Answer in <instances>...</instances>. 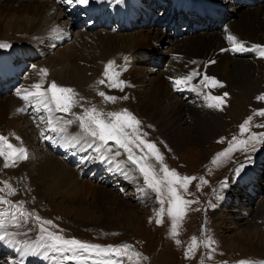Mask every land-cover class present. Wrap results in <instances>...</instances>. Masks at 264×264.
<instances>
[{
    "label": "bare ground",
    "instance_id": "bare-ground-1",
    "mask_svg": "<svg viewBox=\"0 0 264 264\" xmlns=\"http://www.w3.org/2000/svg\"><path fill=\"white\" fill-rule=\"evenodd\" d=\"M94 1L95 2L85 6L84 9L90 12L92 11V13H96V15H99V11L106 12L107 14H111L118 22L123 21L124 27L120 30L122 32L99 30V33L96 35L97 37L94 38L92 30L74 27V25L68 21L66 12L58 3L38 2L37 0H0V43L2 41L3 43L4 41L10 42L22 36V45L32 46L40 45L45 40L50 39L52 48L57 51H65V57L62 58L61 61H51V65L53 64V66H49L50 68L47 67L48 70L51 71L53 69L52 67L60 66L61 64L63 66L69 64L67 66L70 68L64 71L62 69L65 68H62L60 69L62 72L56 74L54 72L51 76H55L57 81L62 79L61 84L69 86L68 88H71L70 84H73L80 93V96L88 94L96 99L99 97V92L103 90H112V88L107 86V82L111 78V73L108 77H105V65L109 62H114L115 67L117 64H120L125 70L122 72L117 71L116 78L124 81L125 86L123 91L114 88V90H112L113 93L108 94L114 97H116L114 93L121 94L123 97L126 96L127 99L119 98L120 102L118 101L117 103H122L126 108H129L131 114L137 119L142 118L143 121L141 122L145 125L152 129L155 127V134L167 140V149L161 147L162 154H164L163 157L166 156V158L177 155L181 148L185 151L187 149L190 150V153L192 152V147H198L205 151V144L213 140V137L218 135L219 132L226 129L228 123L226 124L224 115H228L232 120H236L241 117L243 113L247 115L249 110L254 108L255 103H258V105L260 104L258 97L264 95V59L260 56V50L264 48V3H258L256 0H253V5L245 6L243 4H237V2H232L231 0H217L225 5H232L227 10H224L219 9L217 6L218 4L213 2V0H199L198 4H195L192 0H185L184 2L180 0H167L166 11L156 16V20L152 23H148V21L155 18L154 13L156 12L151 11L150 8L140 11L142 20L148 23L147 25L149 28H139V33H137V29H131L132 32H130L127 28L132 27V20L135 18L137 11L139 9H146L148 5L138 8L142 6L140 0H122L120 4H116L114 0H103V2H101V0ZM159 1L164 0H153L150 5L154 6V4ZM201 3L214 13L212 14L213 19H218L220 22L219 29L225 31H219V29L214 28L211 23H203V29L198 31L195 30L191 34H186L180 39H171L170 32L167 31V26L165 27V25L161 23L162 18L168 20V22L173 21L178 23L180 20V7L186 8L187 10L189 8L198 10ZM194 20L195 18L193 17L192 21ZM157 26L161 31L155 29ZM224 32H229L231 35L236 36L238 42L244 44L242 50L255 51L254 56L240 59L230 56L234 55L232 50L233 44L225 40ZM101 33L104 35L101 36ZM153 39H156V43H154ZM165 39L170 43V47L168 48V52H171L168 53L169 60H172V64L170 65L171 69H169L170 72L168 73V70L167 72L164 71V73L161 74L162 77L160 75H155L156 77L149 82L150 84L148 83V86L144 88L145 90L139 93L135 87L138 83H141L140 74L133 70L126 71L129 67L128 61L131 57L138 56L136 52H139V54L144 53L151 50L150 46L156 48L157 46H155V44ZM256 46H260V48ZM105 47L109 48V50H104ZM33 49L37 52L38 50L42 51V56L39 55V57L33 53V59L39 58L38 60H42L46 57L48 51L47 47L34 46ZM162 52L163 51H161V53ZM83 57H86L85 61ZM145 57L147 61H152L149 55H145ZM79 59L83 61L79 63ZM159 59L160 57H158L156 61ZM209 61L212 63H209ZM32 64L35 67L37 66L36 62ZM35 67L30 72L33 75L31 80L36 83L40 79V76H38L39 73ZM184 68L185 71H183ZM193 69H199L202 73H206L209 77H214L223 85L222 87H217L210 91L213 95L224 97L221 108H212V110L196 108L190 105L192 102H187L184 100L185 97L182 98L183 96L177 95V93L172 90V86L168 83V79L175 77L179 71H183L186 75ZM102 71L103 74H101ZM151 71L150 73L152 74L156 72L154 70ZM91 73L95 76L94 79H89ZM142 77L146 76L142 75ZM200 79H202V77H198L193 83L195 84L196 81L199 82ZM101 80H104L105 83L101 86L103 89L101 88L100 90L97 88L96 83ZM143 80L147 82L146 79ZM225 93H227L226 96H224ZM199 94L200 92H196L195 96ZM129 97L132 98L131 101H128ZM5 100V103L9 101L8 99ZM14 102L15 101H11L10 106L0 102V135L7 137L9 142L15 147L24 148L27 158L18 160L14 164L12 160L9 159L10 166L5 168V161L3 157H0L1 175L12 177L14 175H22V172H27L28 170V172L35 171L37 184L39 186V190H36L37 193L38 191L44 193L46 196L44 200L51 206H60L61 212L58 208L56 209L60 212V216L65 217L66 220L71 217L72 220L78 223L88 218L89 212H87V209L81 207V204L75 201V198H78L87 191L92 195L102 194V197L108 199V201H110L111 198L114 200L113 202H117V205L124 204V201H126L130 195H126L125 197H119V195L113 196L105 190V185L102 182H100V184L98 183V186H100L98 188H86L88 182L79 179L75 171L76 169L74 170L73 167H70L71 165L69 163H72L76 154L73 152L72 146L67 143V140L63 136H66L68 131L73 135H80L83 137V134L76 129L77 120L71 119L73 122L67 128L66 132H51L47 130L49 127L47 123L48 117L43 118V123H41L40 120L35 122V118L39 113L34 107L25 115L24 110H26L29 103L25 101H23V104ZM105 105L107 106V104ZM10 107H12V109H9ZM206 116L212 117L214 119V124L206 123L207 125H201V123H199L200 118ZM13 119L16 121L23 120L27 128L25 129L23 125V127H17V129L14 130L16 127L14 126L15 121H13ZM27 130L35 136L33 139H30ZM42 130L51 136L44 134ZM251 134L252 131L250 128L246 133L245 141H250ZM17 137H19V139H17ZM45 137H51V139H46ZM37 139H39V141ZM44 141L49 142L55 150L64 151L66 149L67 154L64 153L62 155H68L70 162L63 161L60 156L49 153L45 147H42ZM252 142L253 141H250L245 144L247 148L246 154L250 153L251 155L255 151L260 140H256L255 147L248 148ZM35 144L41 147L42 152H37L33 148ZM92 150L94 149L92 148ZM27 152H30V154L28 155ZM97 161V163L101 165L104 163L98 159ZM215 161L220 168L223 165L224 159L218 158ZM126 163V170L129 171L131 176L136 177V180L132 181L126 179L121 171L115 169V171L119 172V176H117L118 181L121 183H125L126 181L133 189H136V192H138L136 196L138 199L136 200V205L142 206L144 199L143 197L141 198L142 192L139 191L140 187L139 183H137V176L132 175L135 171L129 162L126 161ZM162 164L164 165V161H162ZM33 165L35 167H32ZM258 168L259 167H255L254 170H251L252 175H247L248 180L261 178L257 176ZM169 169H171V167H169ZM114 174L117 175V173ZM185 176L189 177V175ZM0 177L2 178V176ZM241 184L243 185L240 181L239 190L242 188ZM251 185L256 187L254 183L249 185L252 188ZM191 186L192 183L189 182L186 190L191 189ZM228 186L225 187V192L228 190ZM260 186L263 187L258 188H263L264 191V183ZM231 187L233 186H230V189ZM177 190L178 192L184 190V194L186 191L179 185H177ZM255 197L257 201L255 208L246 210L243 214L240 212L242 216L239 218L241 221L239 222L243 226L242 233H246V240L242 241V243L251 248V251H249L251 255H264V235H261V228L263 227L264 229V194L260 200L258 196ZM131 198L132 201L135 200V196L130 197V199ZM246 217H250L248 220L249 222H243ZM20 223L22 224L21 227H8L7 230L15 235L11 241L8 239L0 241V250H9L10 252L14 249V251L18 252L22 244L28 241V239H31V232L35 229L30 225L32 223L29 221L25 223L23 219H20ZM214 228L218 232L219 238H224L230 248L235 249V245L224 237V230L221 229V225L216 223ZM36 244L40 246L39 243ZM2 260L6 261V258ZM0 264H18V262L15 258H7L6 263L0 262ZM19 264L29 263L24 260Z\"/></svg>",
    "mask_w": 264,
    "mask_h": 264
},
{
    "label": "rangeland",
    "instance_id": "rangeland-1",
    "mask_svg": "<svg viewBox=\"0 0 264 264\" xmlns=\"http://www.w3.org/2000/svg\"><path fill=\"white\" fill-rule=\"evenodd\" d=\"M213 2L217 3L218 6L224 10H227L226 7L229 8L230 6H232L231 4H227L226 6L225 4L217 0H213ZM138 29L137 33H139ZM155 29L160 30L158 26ZM99 30H92L94 38L97 37L96 35L97 33H99ZM117 32L122 31L119 30ZM102 35L104 34L101 33V36ZM155 40L154 43H156ZM4 43L2 41L0 44L7 45V47H13L15 45H18V47L28 46L22 45V36L18 37L16 40H11L10 42L4 41ZM51 43V40L47 39L40 45L28 46L31 48H33L34 46H45L48 50L46 57H42V60H38L39 58L32 59L37 64L35 68L46 70V75L42 77L40 74L41 79H43V82H45V88H47L52 82H55L57 86L59 85V87L68 88L69 86L61 84L62 79H60V81H57L55 76L51 75L54 72L56 74L62 72V70L64 71L70 69L69 66H67L69 64L64 66L61 64L60 66L52 67L53 69L51 71L48 70V68L53 66V64L51 65V61H61V59L65 57V51H57L56 49H53ZM155 46L157 47L154 48L150 46L151 50H148L141 54H139V52H136L138 56L135 58H142L143 55H149L151 60H156L158 59V57H160L158 61H156L155 63L154 61H152L151 63H149L150 61H146L144 64L132 65L131 68L128 67V69L126 70H133L136 73L140 74L141 83H138L135 87V89L139 93L140 91L145 90L144 88L148 86V83L153 78L158 75L162 77L161 74H163L164 71L167 72L168 70V73L170 72L169 69H171L170 65L172 64V60H169L168 55V53H171L168 52L170 43H168V41L165 39L155 44ZM104 50L108 51L109 48L105 47ZM161 51L163 52L161 53ZM0 52H4V50H1ZM41 52V50H38L39 54L37 55L42 56ZM86 57H83L84 61ZM3 58L4 54L0 53V71L6 70L7 62ZM82 59H79L78 62L81 63L83 61ZM116 68L117 71L119 70V72L125 70L122 66H120V64H117ZM60 69L62 70L60 71ZM151 70L156 71L155 74L150 73L152 72ZM183 71H185V68ZM183 71H179L181 72V76H179V78L185 76ZM30 73L31 72H29L27 77L25 76L22 80V83H24V85L31 86L33 83H35L31 80L33 75L32 73ZM101 74H103V71ZM142 75H145L146 77H142ZM89 77V79L95 78L92 73L91 75H89ZM143 79H146L147 82ZM39 81L40 79L38 80V82ZM70 85L75 94L74 99L77 97L75 100L79 102L78 106L72 108V113H75L76 115H82L85 109L91 108H95L98 112L103 113L104 116L102 118L105 119H107V113L110 112H123L124 110L130 112V109L126 108L125 105H122V103H117L118 101L120 102L119 98L123 97L121 94L114 93L117 98L115 103V101H107L105 97H102L100 95L98 99L88 94L80 96V93L76 90V87L73 86V84ZM102 85L103 84L99 82L96 83L97 88L100 90L102 88ZM112 90H114V88H112ZM112 90H103L101 92H104L107 96L109 95L108 93H113ZM5 99H8L9 101L5 103ZM129 100L131 101L132 98L129 97L128 101ZM11 101H15L14 103L18 102L19 104H23V100L20 97H13L10 94H4L0 96V102L5 103V105L7 106L11 105ZM258 101L260 102L259 105L258 103H255L254 108L252 110L250 109L247 115L243 113L242 116L237 118L236 120H232L228 115H224L226 124L228 123L226 129L219 132L218 135L213 137V140L205 144V151L199 149L198 147H192V152L190 153V150L187 149L185 151L181 148V150L178 151L177 155L169 158H166V156H164V165H166L168 168L171 167L170 170L176 171L177 174L181 177L189 175V177L194 178L190 181L192 183L191 189L186 190L185 194L184 190L178 192L182 199L191 201L192 203L182 206L183 215L176 220L175 235H173L172 232V217L168 215L167 211L169 207L167 196L164 197L165 203L161 205L156 197V194L150 189H145V191L142 193L141 198L143 197L144 199L143 205L138 206L136 205V200H138L136 196L138 195V192H136V189H133L129 184H127L126 181L125 183H121L120 181L114 180L117 181V185L119 182V186L124 192L120 193L119 191L114 190L113 186H109L106 184V182H104L106 180H110V178H105L106 180L101 179L100 181H91L86 177H80L78 175H81L84 169L78 168L79 166H70L73 167L74 170L76 169L75 171L79 179L88 182V185L86 184V188H98L100 187L98 186V183L100 184V182H102L105 185V190L111 193L113 196L119 195V197H125L126 195H130L128 196L127 200L124 201L123 205H117V202H113L114 200L111 198L110 201H108V199H104L102 197V194L95 195L93 193L94 195H92L86 190L87 192L81 194L78 198H75V201L81 204V207L87 209V212H89V217L82 220L81 223H78L72 220L71 217H69L70 219L66 220L65 217L60 216L61 207L51 206L44 200L46 198L44 193H42L41 191H38L37 193L36 190H39V186L37 184L38 182L36 180L37 177L35 176V171L28 172V170L27 172H22V175H14L12 177H8L7 175L4 176L0 173V176H2V178L0 177V196L4 197V199L8 201L19 204L20 207L12 209V211L17 212L18 215L19 213L23 212L27 221L31 222L32 224L30 225L35 228L33 232H31V239L25 241L18 252L14 251V249L11 250L10 256H8L7 258L17 259L18 264L24 260L29 264H60L54 261L52 258L48 257L44 248L41 247L42 242L39 240L37 241V239L34 238L35 234L37 233L39 237L42 235L39 231V223L43 220H51L52 224L45 225V227L49 232L61 235L65 239L75 238L88 244L100 245L105 249H108L109 246H112V250L106 251L104 253L77 252L75 253V255L79 258L74 259V261L69 264H108V262H111V264H240L241 261H249L250 264H257L256 261L258 259H264V255H251L249 252L251 251V248H249L248 245H244L242 243V241L246 240V233H242L243 226L240 223L241 221L239 218H241L242 214L246 210H252L255 208L257 203V201L255 200V196H258L259 200L261 197H263V188L258 187H263L260 185H263L264 183V143L259 142L256 146V140H254L248 148L256 146V149L250 155V153L246 154V145L239 142L245 141L246 133L250 128L252 133L264 132V127H257V125H264V116H260L258 114L259 110H264V100ZM105 104H107V106ZM9 109H12V107H10ZM38 113L44 118L43 112L38 111ZM58 114L60 113H55L54 116ZM67 115L68 118L66 119V121L71 119L76 120L75 116H73L72 114ZM141 119H137L140 121L139 129L141 133H146L147 135L144 138L149 142L151 141L152 143H155L160 153L162 154L161 147L167 149V140H164L157 136L155 134L156 128L154 127L152 129L151 127L145 125L143 122H141L143 121V119ZM213 120L214 119L212 117L206 116L204 118H200L199 123H201V125L203 126L207 125L206 123L214 124ZM246 120L248 121L247 131L241 133L240 126L243 125ZM13 121H15L14 126L16 127L14 128V130H16L17 127H23V125L25 129L27 128V125L23 123V120L16 121L13 119ZM76 122V129L77 131L81 132V130L79 129V121L77 120ZM28 131L29 130H27L28 136L30 137V139H33L35 136L30 131ZM63 137L66 139L65 135ZM233 138H235L236 143L232 145V151L227 152L226 155H219L222 152H226L229 144L233 141ZM37 140L39 141V139ZM34 146L33 148L37 152H42L41 147L38 144H35ZM109 146L113 148V152L117 150L113 142H109ZM119 151L121 152V156H118V160L122 161L120 159L125 156L124 158L127 161V154L123 151V149H119ZM30 152H27L28 155L30 154ZM144 153H147V149H144ZM144 153L137 152V155H143ZM93 154H96L95 151ZM95 156L97 157V154ZM95 156L94 159L96 162H98ZM64 157L65 155H63V158L61 157L63 161H65ZM218 158L224 159L223 165L220 168L215 161ZM3 159L5 161L4 157ZM73 159L75 160L76 157H74ZM147 163L153 165L158 172L159 170L157 169H160V165L162 162H158L154 157L150 156L147 159ZM129 164L135 171V173H132V175L137 176V183H139V187H144L142 176H140L139 172L135 169V166H133L130 162ZM32 167L35 166L33 165ZM255 167H259L257 170V176L261 178L248 180L247 183H245L243 181V178L245 177L247 179V175L251 176V170H254ZM124 168H127L125 167V164ZM97 169L98 168L96 167L90 170H92L94 174ZM114 173H117V175ZM111 174L119 176V172L115 170L111 171ZM240 181L243 183V185L241 184V190H239L238 188ZM109 182L110 181H108V183ZM252 183H254L256 187L251 185V195H249L246 187ZM226 186H228V190H226L225 192ZM230 186L233 187H231L230 189ZM134 196L135 200L132 201V198L130 199V197ZM3 205L6 206L5 204H0V206ZM161 207H163L164 212L161 216L158 217L157 213L160 211ZM57 208L60 212L56 210ZM240 212L242 214H240ZM36 217L39 218V221L35 219ZM157 219H161L162 223L157 224ZM201 219H203L204 221H202ZM249 219L250 217H246V219L242 221L245 222ZM200 222H202L204 228L199 229ZM216 223L221 225V229L224 230V237H226V239H228L235 245V249H231L224 238H219V234L214 228V225ZM261 229V235H264L263 227ZM193 237L196 238V244L190 250V245H192L193 243ZM177 241H179V243H177ZM209 241H211V244H209ZM45 242L48 241L45 239ZM36 243H39L40 246ZM123 245H130L131 247L127 251H125L122 248ZM134 252L140 253V256H134ZM61 254L62 260L67 262L69 260H66L65 257L72 256L73 253L61 252ZM41 258L47 260L44 261ZM2 259L4 258L2 257V255H0V262L6 263L7 259L6 261H3Z\"/></svg>",
    "mask_w": 264,
    "mask_h": 264
},
{
    "label": "snow or ice",
    "instance_id": "snow-or-ice-1",
    "mask_svg": "<svg viewBox=\"0 0 264 264\" xmlns=\"http://www.w3.org/2000/svg\"><path fill=\"white\" fill-rule=\"evenodd\" d=\"M68 4H72L74 0H66ZM80 5L87 6L90 0H75ZM103 2V0H101ZM116 4H120L122 0H114ZM226 39L233 44V51H240L244 48V44L238 42L237 37L234 35H227ZM7 47V45L0 44V48ZM260 48V46H256ZM260 56L264 58V48L260 50ZM209 63H212L209 61ZM35 67V66H33ZM117 69L114 66V62H109L104 70L105 77H108L111 73V78L107 82L109 88H118L123 91L125 82L116 78ZM40 74L43 77L46 75V70H40ZM198 77H202L198 83H193ZM99 83L104 84L105 81L101 80ZM173 86L175 90L180 91L187 89L191 91L200 92L203 90H209L216 87H222L223 85L217 81L214 77H209L206 73H202L199 69H193L185 76L173 80ZM24 93L21 95V93ZM17 96L23 101L28 102L37 111H43L47 113L48 131L51 132H66L68 126L72 124V120L62 122V117H55L54 113L72 114L76 120L79 121V127L83 133V137L90 139L89 147L93 148L97 154V159L102 162H111L115 165L117 171H121L126 179L135 181L136 177L130 175L129 171L124 168L125 161H117V157L121 155L119 149L127 154V161L130 162L135 169L139 172L143 178L144 187L140 188V192H144L145 189L152 190L161 205L165 203L164 197L168 198V215L172 217V232L175 235L176 220L183 215V205L192 203L182 199L178 194L177 185L183 189H187L189 182L194 179L193 177L183 176L177 174L176 171L170 170L166 165L161 163L159 172L155 167L147 163V159L152 156L158 162H162L164 157L160 153L155 143L147 141L144 137L146 133H141L139 129L140 121L127 110L123 112H110L107 113V119L102 118L103 113L98 112L95 108L85 109L82 115H76L72 113V108L78 106L79 102L74 99L73 89L67 87H59L55 82H52L50 86L45 88L43 79L40 82L33 83L28 89H21L17 91ZM100 96L105 97L107 101L114 102L117 98L100 92ZM227 93L224 94L226 96ZM208 101L207 106L210 108H221L224 97L219 95H212L210 91L206 92L205 96ZM127 99V97H122ZM259 100H264V95L258 97ZM258 114L264 116V110H259ZM251 119V118H249ZM257 127H264V125H257ZM248 121L246 120L243 125L240 126L241 133L247 131ZM51 139V137H45ZM19 139V137H17ZM259 139L261 143H264V132L252 133L250 141ZM80 137L73 135L68 138L67 143L71 146L79 143ZM250 141H240L241 144H247ZM109 142H113L117 147V150L113 152V148L109 146ZM236 143L235 138L229 144L226 152H222L219 155H226L227 152L232 151V145ZM144 149H147V153H144ZM137 152L144 153L143 155H137ZM0 157L5 158L4 167H9L8 160L11 159L13 164L22 159H26V150L22 147L17 148L9 142L8 138L0 135ZM162 173L163 175H160ZM0 204L8 205L7 208L0 210V241L5 239L12 240L14 233L9 232L7 229L10 226L21 227L20 219H27L23 212L17 214L12 209L19 208V204H14L11 201L4 199L0 196ZM164 212L163 207L157 213V216H161ZM7 218V219H6ZM39 221V218L36 217ZM11 222V223H10ZM157 224L162 223L161 219L156 220ZM51 220H43L39 223V231L42 234L38 237L41 240H47L46 247L52 251L70 252L72 256H66V260L78 259L75 255L77 252H96L104 253L112 250V246L108 249L102 248L100 245L88 244L78 239H65L61 235L49 232L45 225H51ZM192 245L190 250L196 244V238H192ZM179 243V241H177ZM211 244V241H209ZM131 246L123 245L122 248L127 251ZM134 256H140V253L134 252ZM111 264V262H108ZM240 264H250L249 261H241Z\"/></svg>",
    "mask_w": 264,
    "mask_h": 264
}]
</instances>
